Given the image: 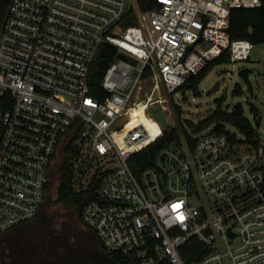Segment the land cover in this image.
<instances>
[{
    "label": "built area",
    "instance_id": "2783aa9c",
    "mask_svg": "<svg viewBox=\"0 0 264 264\" xmlns=\"http://www.w3.org/2000/svg\"><path fill=\"white\" fill-rule=\"evenodd\" d=\"M133 1L12 0L0 33V234L39 217L72 143L74 189L99 180L82 224L117 264H264L263 121L247 115L254 144L211 127L146 166L138 157L176 126L172 104L191 77L226 53L230 64L251 58L254 45L229 35L230 15L263 1L153 0L148 11ZM131 15L137 24L125 26ZM102 46L115 53L103 99L89 85ZM141 102L161 135L129 127ZM193 240L206 249L188 263Z\"/></svg>",
    "mask_w": 264,
    "mask_h": 264
},
{
    "label": "trees",
    "instance_id": "16d2710c",
    "mask_svg": "<svg viewBox=\"0 0 264 264\" xmlns=\"http://www.w3.org/2000/svg\"><path fill=\"white\" fill-rule=\"evenodd\" d=\"M263 6L260 8L246 6L242 9H234L230 15V25H229V35L232 40H248L254 46L264 44V0ZM12 0H0V33L5 24V21L8 16L9 8ZM139 7L141 11L156 10L158 6L153 0H138ZM134 20V15H131L129 21H125V26L136 25ZM115 53L114 50L108 46H102L99 50V53L94 61V64L91 69L89 85L91 87L92 95L103 99L104 91L102 90L101 84L103 75L109 65L114 61ZM230 56L226 53L219 59L208 63L198 75L193 76L189 81L182 87L181 91L186 92L188 90L193 91L194 93L198 92V89L201 83L206 79L210 71H212L215 66L221 64H229ZM251 71L244 69L239 71L240 78L249 84L250 82ZM251 90V89H250ZM243 87L240 84H236L234 87V94L236 96L243 95ZM216 107L201 121L195 123L189 120L184 119L182 108L172 104L174 111L176 126L169 129L159 140L153 143L146 150L142 151L138 157H143L144 165H148L151 157H154L160 150L165 147H168L175 143H180L181 139L185 138L190 140V133H200L204 130H207L211 127L214 128L216 133L228 134L227 127L236 129L241 135L247 140L248 143H255V126L252 123L250 117L245 113L244 107L242 104L238 103L233 106L232 109L225 107V101L219 99L215 101ZM250 113L254 116V124L260 126L262 117L259 114V111L250 106ZM158 133V136L161 135ZM78 137V133L75 135L74 140ZM151 138V137H149ZM146 139V141L149 140ZM233 141L235 137L231 138ZM195 141L191 142L194 146ZM64 163L59 169L60 173V183L58 187V202H61L73 209L74 216L82 224L81 213L85 205L95 198L96 191L99 187V180L95 179L91 185L82 191H76L74 189V175L75 167L72 165V160L76 155V150L71 143L68 148L64 151ZM44 208V207H43ZM83 226V224H82ZM17 229H13L5 234H0V239L4 237H9L14 235ZM87 235L91 236L97 245V250L103 252V248L97 238L96 234H92L89 229ZM55 236H58L60 241L63 240L62 234L56 233ZM58 242V238L55 237V243ZM13 251L15 254L8 257L9 261L5 259L1 264H42L38 261L40 256H23L16 253L13 246ZM186 249H191L195 252L191 255H183L186 262L190 263L193 261H198L202 258V255H198L201 251L206 249L201 243L196 240L190 241ZM13 253V252H12ZM35 253V250H34ZM113 260L116 261L114 256H111ZM40 260V259H39Z\"/></svg>",
    "mask_w": 264,
    "mask_h": 264
},
{
    "label": "rangeland",
    "instance_id": "374dc122",
    "mask_svg": "<svg viewBox=\"0 0 264 264\" xmlns=\"http://www.w3.org/2000/svg\"><path fill=\"white\" fill-rule=\"evenodd\" d=\"M133 3L135 4V1L132 0V4ZM244 69L251 71L249 84L244 82L239 76V71ZM236 84H240L243 87V95L236 96V94H234V87ZM150 88L151 85H147V89L149 90ZM161 92L164 93V90ZM185 93L183 98V92H177L176 99L178 100V104L182 107L183 117L186 120L195 123L201 121L216 107L215 101L223 99L225 101L224 106L230 109L238 103L242 104L248 116L250 115V106L255 107L262 117L263 123L261 126L262 129H264V44L254 46L251 58L248 61L215 66L201 83L197 93L190 90ZM142 104H146V102H142ZM135 106L137 107V104ZM135 106L130 110V115L132 117V124L130 127H137L142 119L135 111ZM174 123L176 125V121H171L169 125H174ZM231 130L233 131L234 128H231ZM64 158V154L59 155L54 162L48 195L44 208L37 220L31 224L20 227L19 230L14 232V235L0 239V264L4 259L8 262L10 254H15L12 248L13 246L17 247L15 251L19 255L40 256L41 252L38 254L34 253L37 245L34 239L38 238L36 231L41 230L42 228L39 229V227L43 224H48L50 227L54 226L55 235L56 233H60L64 235V239L68 238V241L65 240V246L71 245L73 248L76 247V241L81 242L82 238H85L87 241L90 240L86 237L88 229L80 224L74 216L73 209L57 200L60 183L59 169L64 163ZM89 231L95 234L94 230L89 229ZM61 249L62 248L56 250L55 248V253L57 254L56 251L62 253L64 250ZM61 256V254H58V258ZM62 258H64L65 261L66 255L64 252ZM59 259L63 260L61 258ZM68 259L69 257L66 260L68 264L74 262V260L70 259L68 261ZM38 261L41 262L39 259ZM75 262L77 264H98V262L94 261L92 258H85L84 260H82V258H76Z\"/></svg>",
    "mask_w": 264,
    "mask_h": 264
},
{
    "label": "flooded vegetation",
    "instance_id": "af4514ba",
    "mask_svg": "<svg viewBox=\"0 0 264 264\" xmlns=\"http://www.w3.org/2000/svg\"><path fill=\"white\" fill-rule=\"evenodd\" d=\"M35 220H37V219H35ZM35 220H33L27 224H31ZM27 224H25V225H27ZM22 226H24V225H22ZM22 226H19L17 228H20ZM17 228H14V229H17ZM39 229H41V230H39ZM39 229H38L39 231H36L37 232L36 235H38V238L34 239L35 242H37L35 253L38 254L39 252H41L39 259L41 260L40 263H42V264H60V263L68 264L66 262L68 257H69L68 261L70 259L74 260V262L72 264H77L75 262L76 258H82V260H84L85 258H92L94 261H97L98 264H117L111 258L110 255L106 254L104 251L102 252L100 250V252H99L97 250V245L95 243V240L92 237L90 238L89 235L86 236L88 239H90L89 241H87L85 238H82L81 242L76 241V247L72 248L71 245L65 246V244H66L65 240L68 241V238L64 239V235H62V238H63L62 241H60L58 236H55L54 226L50 227L48 224H43L41 227H39ZM55 237L58 238L57 243H55ZM55 248H56V250H59L60 248H62L61 250H64L63 252L66 255L65 261H64V258H62L63 252L60 253L59 251H56L57 252V254H56ZM58 254L62 255L59 258H61L63 260H60L58 258ZM83 256H86V257H83Z\"/></svg>",
    "mask_w": 264,
    "mask_h": 264
},
{
    "label": "bare ground",
    "instance_id": "6f19581e",
    "mask_svg": "<svg viewBox=\"0 0 264 264\" xmlns=\"http://www.w3.org/2000/svg\"><path fill=\"white\" fill-rule=\"evenodd\" d=\"M135 108H136L135 111L137 112V114L140 115V117L142 118L141 123H143V125H145L147 127V130L149 131L150 135L151 136L158 135V133H160L161 129L158 127L157 123L151 119L150 115L148 114L147 104H142V102L137 103V107L135 106ZM131 124H132V121H131L130 125ZM130 125H129V127H130ZM134 127H130V128H134ZM148 138H146V139H148ZM146 139L144 141H146Z\"/></svg>",
    "mask_w": 264,
    "mask_h": 264
},
{
    "label": "water",
    "instance_id": "95a60500",
    "mask_svg": "<svg viewBox=\"0 0 264 264\" xmlns=\"http://www.w3.org/2000/svg\"><path fill=\"white\" fill-rule=\"evenodd\" d=\"M185 94H186V93L183 92V96H184ZM150 111H151L152 113H156V112H157L156 118H157V120L160 122V124H161V126L163 127L164 131H166V130H167V127H166V125H167V121H166V119H165L164 114L160 111V107H158L157 109L150 108ZM60 264H62V263H60Z\"/></svg>",
    "mask_w": 264,
    "mask_h": 264
}]
</instances>
